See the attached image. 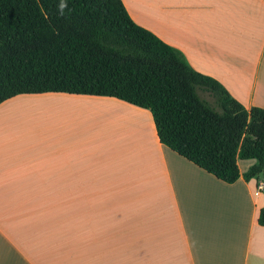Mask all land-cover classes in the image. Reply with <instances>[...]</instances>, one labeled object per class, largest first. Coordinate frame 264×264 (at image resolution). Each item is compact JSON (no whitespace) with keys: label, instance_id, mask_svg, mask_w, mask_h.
<instances>
[{"label":"crops","instance_id":"0c3cea01","mask_svg":"<svg viewBox=\"0 0 264 264\" xmlns=\"http://www.w3.org/2000/svg\"><path fill=\"white\" fill-rule=\"evenodd\" d=\"M121 1L193 70L264 109V0ZM89 105L132 113L120 119L138 138L89 149ZM152 125L148 110L110 97L1 103L0 264H264V176L243 179L255 161L237 158L239 178L224 183Z\"/></svg>","mask_w":264,"mask_h":264},{"label":"trees","instance_id":"16d2710c","mask_svg":"<svg viewBox=\"0 0 264 264\" xmlns=\"http://www.w3.org/2000/svg\"><path fill=\"white\" fill-rule=\"evenodd\" d=\"M42 93L124 101L150 112L162 145L216 179L234 183L237 158L255 161L245 181L264 176V109L247 110L193 70L121 0H0V104Z\"/></svg>","mask_w":264,"mask_h":264},{"label":"rangeland","instance_id":"374dc122","mask_svg":"<svg viewBox=\"0 0 264 264\" xmlns=\"http://www.w3.org/2000/svg\"><path fill=\"white\" fill-rule=\"evenodd\" d=\"M89 106H92L91 108H93V110H89L86 129L88 130L89 134L94 133L95 136V140L89 146V149H93L94 151L98 152L113 147L117 148L119 145L126 146L132 139L138 138L136 131L140 128L135 127L136 122L130 121L129 118L127 119V122H124L116 116H112L108 113L106 114L105 109L100 108L99 106ZM125 112L129 116L133 117L132 113L127 111ZM125 123H128V125L133 123L131 130L130 128L123 129L127 126ZM138 123L139 126H142L141 122ZM132 128H134L136 131ZM152 129H155L154 124L152 125ZM120 139L122 141H120ZM134 141L135 140L132 142Z\"/></svg>","mask_w":264,"mask_h":264},{"label":"bare ground","instance_id":"6f19581e","mask_svg":"<svg viewBox=\"0 0 264 264\" xmlns=\"http://www.w3.org/2000/svg\"><path fill=\"white\" fill-rule=\"evenodd\" d=\"M105 109V112H106V114L108 113V114H110V115H112V116H116L117 118H122V116H129L127 113L125 114L124 112H118V111H116V110H114V111H112V110H110L109 108H104ZM109 110V111H108ZM121 116V117H120ZM110 117V116H109ZM121 120H123V119H121ZM124 121V120H123ZM124 122H127V121H124ZM131 124V123H130ZM129 124V125H130ZM125 125H127L126 127H124L123 129H127V128H130V130H131V126L133 125V123L129 126L128 125V123H125ZM132 129H134V128H132ZM135 130V129H134Z\"/></svg>","mask_w":264,"mask_h":264},{"label":"clouds","instance_id":"9594fccd","mask_svg":"<svg viewBox=\"0 0 264 264\" xmlns=\"http://www.w3.org/2000/svg\"><path fill=\"white\" fill-rule=\"evenodd\" d=\"M65 7V5L64 4H61V9H63Z\"/></svg>","mask_w":264,"mask_h":264}]
</instances>
